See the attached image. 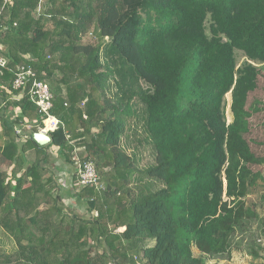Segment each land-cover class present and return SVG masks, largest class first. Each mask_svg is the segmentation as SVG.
Wrapping results in <instances>:
<instances>
[{
	"label": "trees",
	"instance_id": "16d2710c",
	"mask_svg": "<svg viewBox=\"0 0 264 264\" xmlns=\"http://www.w3.org/2000/svg\"><path fill=\"white\" fill-rule=\"evenodd\" d=\"M91 26L97 42L85 49ZM0 56V160L12 165L0 169V230L14 246H0V264H207L230 254L256 217L231 204L237 184L247 193L261 179L239 173L246 156L262 161L245 134L264 63V0H11ZM22 66L49 85L63 124L46 145L33 138L43 121L28 88H12ZM20 124L31 129L23 143ZM130 132L150 145L145 167ZM45 146L73 165L75 148L94 162L102 190L72 183L89 218L53 195Z\"/></svg>",
	"mask_w": 264,
	"mask_h": 264
},
{
	"label": "rangeland",
	"instance_id": "374dc122",
	"mask_svg": "<svg viewBox=\"0 0 264 264\" xmlns=\"http://www.w3.org/2000/svg\"><path fill=\"white\" fill-rule=\"evenodd\" d=\"M82 40L85 45V49L92 47L97 42V37L93 33L92 26L87 30V33L82 37ZM236 57L238 65L245 60L241 51H236ZM256 65H259L260 69L257 79V87L254 91L249 93L247 103L252 104V106L257 109H252L253 112L249 118V131L245 134V137L248 142V148L246 147V150L250 149L256 157L262 158V161L257 164H251L249 163L250 158L246 156L244 162L242 163V170L239 174H241V176L246 174L247 167H249L252 171H259L261 179H258L257 184L253 188L249 189L247 193L245 191V181L243 186L241 184V186L237 184L235 187L236 195L232 197L231 204V208H233L236 203L242 202L243 207L246 205L254 210L256 217L246 220V226L242 230L236 232L229 255L225 254L216 258H208L207 264H264V63H256ZM141 85L145 87L144 84ZM225 98L226 118L228 122L230 121V115L228 112L230 93L226 94ZM137 106L139 107L140 104L137 103ZM140 128L141 127H139V129ZM20 130L22 133H26L28 131L27 128L22 127H20ZM129 136L128 141H131L129 142L131 143L130 146L135 148L134 152L137 155L136 160L138 167H145L150 164L153 161L150 145L144 141H137L138 137L141 136H136V138H134L135 136L132 132L129 133ZM121 146L127 153H132L133 150L130 146H128L125 136H122L121 138ZM54 155L55 156H52V158H54L53 160L55 161L57 157L55 153ZM53 164V162L48 163L49 166H52ZM239 177L238 181L240 179ZM131 181L130 187H133L134 183L137 181ZM57 195L62 197V195L58 192ZM70 197L71 199H68V201L71 204L73 203L71 207L72 212L75 210L77 214L85 218H89L93 215V212H89L87 205L83 200L80 202L78 201L79 198L76 199L73 195ZM76 203L80 206L79 210H76ZM121 230H124V228L118 226L117 232ZM0 246L7 251H11L14 248L12 240H10L1 230ZM253 252H255V255ZM193 254H199L195 247H193Z\"/></svg>",
	"mask_w": 264,
	"mask_h": 264
},
{
	"label": "built area",
	"instance_id": "2783aa9c",
	"mask_svg": "<svg viewBox=\"0 0 264 264\" xmlns=\"http://www.w3.org/2000/svg\"><path fill=\"white\" fill-rule=\"evenodd\" d=\"M0 18L2 9L11 0H0ZM5 64V59L0 56V66ZM34 73L31 67L22 66L14 72L12 80V88L15 90L27 89V94L30 101L35 103L37 111L40 114L43 126L38 131L44 132L49 135V132L55 130L59 125H63L59 118L52 114L53 109V94L49 85L43 81L32 79ZM26 126V125H25ZM26 127L30 128V125ZM15 132L18 135H22L23 138L26 137L21 130L20 126L16 125L14 127ZM72 160L75 162L74 179L75 184L78 187L92 186L97 190H102L104 188L101 181L100 175L98 174L95 164L91 160H81L78 153H74Z\"/></svg>",
	"mask_w": 264,
	"mask_h": 264
},
{
	"label": "crops",
	"instance_id": "0c3cea01",
	"mask_svg": "<svg viewBox=\"0 0 264 264\" xmlns=\"http://www.w3.org/2000/svg\"><path fill=\"white\" fill-rule=\"evenodd\" d=\"M10 109L7 111V113L10 114ZM12 119L14 116L11 117ZM26 124H20L19 126L22 128H27L28 131L23 133L24 135L29 134L31 131L30 128L25 126ZM16 126V125H15ZM0 130H1V124H0ZM20 143L24 142V138H19ZM46 145V144H45ZM45 153H46V159L44 160V168L47 169L48 174H53L52 177L55 179V184L56 187L53 190V195H57V192L62 195L61 200L63 202V205L65 208H70L72 207V204L69 203L68 199H71V195L75 196L74 198H79L75 193L73 189V177H74V171H75V165L71 164L70 162L66 161L64 155L62 152L54 147V146H45L44 147ZM79 151L77 148L74 149L72 156L74 153H78ZM54 153L56 154L57 159L54 161L52 156H55ZM29 157L30 159L33 157V149H31L29 152ZM53 162L54 164L52 166H49L48 163ZM12 165L9 161L6 160H0V169H4L7 171H10ZM72 184V185H71ZM71 185V186H70ZM70 197V198H69ZM73 200V199H72ZM78 201L82 202V199ZM76 210H79L80 206L76 203ZM73 213H76L75 210H73ZM77 214V213H76ZM125 228L124 226H120ZM123 231V230H121ZM117 232V229L115 230ZM120 232V231H118Z\"/></svg>",
	"mask_w": 264,
	"mask_h": 264
},
{
	"label": "water",
	"instance_id": "95a60500",
	"mask_svg": "<svg viewBox=\"0 0 264 264\" xmlns=\"http://www.w3.org/2000/svg\"><path fill=\"white\" fill-rule=\"evenodd\" d=\"M33 138L40 145H45L50 142V136L41 131L34 132Z\"/></svg>",
	"mask_w": 264,
	"mask_h": 264
}]
</instances>
